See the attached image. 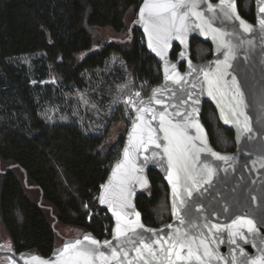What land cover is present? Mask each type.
Instances as JSON below:
<instances>
[{
    "label": "trees",
    "instance_id": "1",
    "mask_svg": "<svg viewBox=\"0 0 264 264\" xmlns=\"http://www.w3.org/2000/svg\"><path fill=\"white\" fill-rule=\"evenodd\" d=\"M251 1L247 11L242 7L244 0H238V5L241 14L252 20ZM140 2L0 0V243L5 232L16 253L48 255L61 242L57 222L99 238L110 234L111 218L97 199L111 165L120 156L125 133L109 144L106 130L89 133L78 121L45 119L42 110L48 99L38 83L53 74L59 86L83 87L85 71L102 67L115 56L124 63L133 87L147 83L146 96L161 80V71L134 23ZM99 28H109L117 35L98 40L94 32ZM203 47L208 54L199 59L197 53ZM178 49L174 45L173 58ZM191 52L193 59L203 60L210 56L211 46L193 38ZM32 54L40 56L30 74L14 58ZM47 87L59 91L58 86ZM123 102L122 97L110 121L124 117ZM211 111L215 120L207 116ZM202 120L216 149H234L233 132L219 123L209 103L204 105ZM126 121L127 129L130 118ZM216 127L226 133L230 148L218 146ZM149 179L136 204L144 222L158 226L170 219L168 188L155 170H150ZM162 199L165 211L159 219L154 207Z\"/></svg>",
    "mask_w": 264,
    "mask_h": 264
},
{
    "label": "water",
    "instance_id": "2",
    "mask_svg": "<svg viewBox=\"0 0 264 264\" xmlns=\"http://www.w3.org/2000/svg\"><path fill=\"white\" fill-rule=\"evenodd\" d=\"M235 2L240 18L253 26L252 32H244L239 27V20L226 18L221 11L220 0H199L198 4L197 10L211 20L214 28L226 33L224 40L231 44L229 67L222 81V95L215 94V98L208 95L207 83L203 73H213L217 68V63L224 61L227 49L218 47L212 34L205 35L200 28L196 27L197 24L201 23L200 21L192 17L189 20L190 27L185 42L182 43L180 39L173 36L168 41L167 48L163 49L166 54L161 57L149 48V37L145 32V26L139 22L140 8L143 6L144 0H141L137 17L134 20L143 35L147 51L160 63L161 71V80L152 86L147 95L141 100L144 102L143 106L153 109V112L157 115L166 109V115H169V118H172L174 122L180 121L181 123H183V120L181 117H176L175 112L178 111L183 114L192 112L193 108L197 109L190 119L194 118L199 123L202 132L195 127H189L187 128V134L192 137L201 136L205 138L207 147L211 149V152L231 159L220 160L209 152L199 153V159L196 161L193 170V175L198 183L192 185L189 181L191 187L188 191L191 192V195L179 183L176 185L178 194L174 195L173 184L168 179V164L167 157L163 154V141H161V148L157 149L152 145L148 151L141 150L135 159L136 170L129 172L127 189L130 193L129 200L132 207L127 211L132 214L128 219L135 221V213H139V223L144 227L137 229V233L146 242L156 239L165 240L176 229L187 233L189 239L195 240L192 245L193 251H196L197 245L203 240L212 253L210 258L204 257L206 264H252L253 259L264 257V31L260 30L258 24V17L261 14L259 13L257 0H253V22L241 14L238 0H235ZM209 5L213 6L212 12L208 10ZM193 38L210 44L211 54L208 58L203 60L192 58L191 41ZM153 43L155 46V41ZM174 45L179 47L175 58L172 57ZM166 63L169 66L168 74L170 76L178 73L183 78L179 83L175 79L165 80ZM171 65H175L174 70ZM193 68L195 71L192 70ZM233 80L235 84H233ZM236 86L239 88V93L242 94L243 104L241 108L248 118L250 132H244L235 122H226L227 120H235V117L231 115L230 105H234L236 102L233 99L236 95ZM154 89L160 91L154 92ZM157 100L161 102L157 103ZM141 101L133 111L124 134L120 156L111 165L99 189L98 206L104 209L111 218L109 236L99 238L92 232L85 231L78 236L64 237L48 255L31 251L16 253L11 246L0 243V264H35L31 259L34 256L44 260L55 259L54 253L62 249L65 243L75 240L83 241L86 235L99 241L100 250L109 255L110 249L104 245V241H111L113 247H123L124 251L128 253L123 264H128V261L137 264V252L134 248L139 247V245L123 244L121 243L123 238H121V241L114 238L116 218L107 204L100 203L99 198L103 191L102 186L109 183L113 169L124 158V148L128 145L129 133L132 131L133 120L136 117V109L141 106ZM206 103L211 104L215 109L219 123L233 132L235 144L233 150L220 151L212 145L209 133L202 120ZM221 109H223V112ZM151 115L152 113H148L145 118L148 119ZM240 119L243 120V117H240ZM158 123V119L152 121V126L156 127ZM194 142L198 147L203 146L199 140ZM153 152L158 153V155H153ZM205 164L213 170L210 178L206 172L201 173V169ZM150 170H155L168 188L170 219L158 226L146 224L136 204L137 195L146 190L150 184ZM172 172L175 180V169H172ZM132 177H140L141 180L137 181ZM144 180L147 183L142 186ZM180 201H184V203L181 204ZM239 217L252 220L256 230L249 232L247 227H240L239 232L242 235L234 234L237 232V228L227 226H232L233 221ZM181 220L184 221L183 224ZM191 225H195V227ZM205 225H221L224 228L223 231L219 232L215 229L209 231V228ZM153 248L158 251L159 245L154 244ZM204 250V246H200V253H203ZM181 255H187V250L182 251ZM144 258L139 264H145V260H148L150 264H160L159 259H151L147 253H144ZM110 264H117V262L111 261ZM177 264H199V262L193 259L191 261H177Z\"/></svg>",
    "mask_w": 264,
    "mask_h": 264
},
{
    "label": "snow or ice",
    "instance_id": "3",
    "mask_svg": "<svg viewBox=\"0 0 264 264\" xmlns=\"http://www.w3.org/2000/svg\"><path fill=\"white\" fill-rule=\"evenodd\" d=\"M221 11L228 19L239 20V27L244 32H252L253 26L240 18L236 10L235 0H220ZM259 5L258 24L261 31H264V0H257ZM199 0H144L143 6L140 8V21L145 26V32L149 37V48L157 53V55L163 57L166 53L163 51L167 48L168 41L175 36L176 39H180L182 43L185 42L186 34L189 30V20L195 17L196 20L201 23L196 27L200 28L201 32L205 35L212 34L214 40L217 41L218 47H224L227 49L225 53V59L222 62L217 63V68L213 73H203L205 82L207 83L208 95L215 98V94H221L223 77L227 74V68L229 67L228 61L231 57V44L224 40L227 35L218 28L212 26L211 20L206 18L204 14L198 11ZM210 12L213 11V6L209 5ZM215 18V17H213ZM153 41H155V46ZM192 67L191 64L189 65ZM174 70L175 65H171ZM195 71V69H192ZM169 66L165 65V80L175 79L179 83L183 78L178 73L170 76ZM190 74V73H189ZM233 84L235 81L233 80ZM160 91L154 89V92ZM139 96V93H136ZM236 101L234 105H230L231 115L235 117V120H227L226 122H235L244 132H250L251 128L248 124V118L244 114L241 105L243 104L242 94L239 93V88L236 86V95L233 97ZM157 103L161 101L157 100ZM198 102V101H197ZM131 103V100H129ZM141 101V106L136 109V117L133 120L132 131L129 133L128 145L124 148L123 160L117 163L113 169L112 177L109 183L103 185V191L100 195V203L107 204L109 210L113 212L116 218V227L114 229V238L117 241L123 240V244H132L137 252V264L141 260H144V253L148 254L151 259H159L160 264H177V261L184 260H196L199 264H206L204 257H211L212 253L201 240L197 245L196 251H193L192 245L195 243L194 239H189L188 234L181 232L180 229H176L174 233L169 234L167 239H156L150 242H146L137 229H142L144 226L139 223V213H135L136 220H130L128 217L132 214L127 211L132 207L129 200V191L127 185L129 183V172H134L136 156L141 150L148 151L149 147L154 145L155 148H161L163 141V154L167 157L168 164V179L173 184V193H177V183L188 191L191 184L198 183L193 175L195 163L199 159V153L209 152L212 156H215L220 160H229L230 157L220 156L218 153L211 152V149L207 147V141L201 136L192 137L187 134V128L195 127L198 131L202 132V128L198 122L193 119V113L197 109L193 108L192 112H175L176 117H181L183 123L180 121L174 122L169 115H166L167 110L160 112L158 115L153 112L151 108H145ZM223 112V109H221ZM152 113L150 118L146 119V115ZM243 117V120L240 119ZM159 120L156 127L152 126V121ZM199 140L203 145L198 147L194 142ZM153 155L158 153L153 152ZM172 169H175V180L173 179ZM206 172L210 178L213 170L205 164L201 169V173ZM198 173V174H201ZM137 181H140V177H132ZM147 181L144 180L143 184ZM191 195V192L188 191ZM181 204L184 201H180ZM183 224L184 221L181 220ZM195 227V225H191ZM209 228V231L215 229L217 232L223 231L224 226L221 225H205ZM237 228V232L234 234L242 235L239 232L240 227H247L249 232L255 231L256 227L252 220L244 217H239L233 221L232 226ZM171 227V226H169ZM152 231V230H149ZM139 237V238H133ZM87 242V243H85ZM159 245V250L153 248V245ZM110 249V255L100 250L99 241L93 239L90 236H85L83 241L75 240L64 244L63 248L54 253L55 259L44 260L39 257H32V261L35 264H110L111 261H116L117 264H123V261L127 258L128 253L124 251L123 247H113L111 241H104ZM167 245V247H165ZM200 246H204L203 253H200ZM187 250V255H181V252ZM174 257V258H173ZM128 264H132L128 261ZM145 264H150L148 260H145ZM252 264H264V257H258L252 260Z\"/></svg>",
    "mask_w": 264,
    "mask_h": 264
},
{
    "label": "rangeland",
    "instance_id": "4",
    "mask_svg": "<svg viewBox=\"0 0 264 264\" xmlns=\"http://www.w3.org/2000/svg\"><path fill=\"white\" fill-rule=\"evenodd\" d=\"M251 0H244L243 9L247 11L251 5ZM128 18V23L132 18ZM96 39H107L117 34L109 28H99L94 32ZM203 51H198L197 57L201 59L208 54V48L203 47ZM40 55H22L14 58L17 65H23L30 71L34 72V64ZM85 84L83 87L72 85H60L56 82L55 76H49L40 81L41 94L48 99L44 105L42 114L43 117L50 121L65 120L78 121L84 129L89 133H101L106 130L107 142L111 144L116 140L118 135L124 134L126 131L127 119L132 117L131 100L136 93L143 95L148 88L147 83L139 82L133 87L132 81L125 73V66L122 60L115 56L109 57L104 65L92 71L83 73ZM37 83L35 79L31 81ZM47 85L58 86L59 91L52 90V87ZM125 90H128L127 92ZM124 98L125 111L122 118L110 121L112 111L119 103L121 98ZM215 120V114L211 111L207 115ZM215 125V123H214ZM216 142L223 149L231 147L230 140L225 132L216 127ZM33 197L36 193L32 192ZM163 204V206H162ZM164 199L154 207V213L157 218L164 216ZM58 232V241H62L64 237H73L80 235L83 231L80 228L63 225L59 222L55 223ZM1 243L10 246V240L5 232L2 233Z\"/></svg>",
    "mask_w": 264,
    "mask_h": 264
},
{
    "label": "built area",
    "instance_id": "5",
    "mask_svg": "<svg viewBox=\"0 0 264 264\" xmlns=\"http://www.w3.org/2000/svg\"><path fill=\"white\" fill-rule=\"evenodd\" d=\"M145 96L143 95H139L135 97V94L132 96L131 98V112L133 113V111L135 110L136 106L138 105V103L144 98Z\"/></svg>",
    "mask_w": 264,
    "mask_h": 264
},
{
    "label": "flooded vegetation",
    "instance_id": "6",
    "mask_svg": "<svg viewBox=\"0 0 264 264\" xmlns=\"http://www.w3.org/2000/svg\"><path fill=\"white\" fill-rule=\"evenodd\" d=\"M246 19H248V18H246ZM248 20H250V21H252V22H253V21H254V18H252V20H251V19H248Z\"/></svg>",
    "mask_w": 264,
    "mask_h": 264
}]
</instances>
